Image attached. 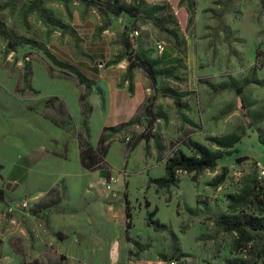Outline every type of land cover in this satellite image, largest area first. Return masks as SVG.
Masks as SVG:
<instances>
[{
	"label": "rangeland",
	"instance_id": "1",
	"mask_svg": "<svg viewBox=\"0 0 264 264\" xmlns=\"http://www.w3.org/2000/svg\"><path fill=\"white\" fill-rule=\"evenodd\" d=\"M121 4L144 15L117 17L78 0H0V24L19 43L14 51L0 35L1 160L9 166L17 136L26 152L28 137L35 182L40 191H49L39 198L27 192L29 210L4 209L0 264H80L82 245L93 251L96 239L111 240L113 247H97L92 264H264V254L258 258L262 245H246L217 223L242 213L256 215L264 203V0ZM136 31V50L163 72L158 85L141 69L129 74L123 35ZM229 85L242 87V95ZM163 91H174L178 101ZM151 99L149 123L145 108ZM112 103L123 106L113 111ZM106 127L117 128L105 133L108 171L81 169L80 139L90 131L97 147ZM224 137L239 143L231 148L214 141ZM190 140L224 158L201 172L179 171L175 183L157 181L169 179L167 161L176 151L195 155L185 145ZM8 179L0 177L2 186ZM106 180L113 182L111 191ZM69 181L73 192L79 185H95L97 196H87L114 206L107 223L112 234L104 232L108 240L90 225L85 230L93 236L59 230L45 215L34 227L29 224L27 213L35 202L75 198ZM14 226L26 234H13Z\"/></svg>",
	"mask_w": 264,
	"mask_h": 264
},
{
	"label": "trees",
	"instance_id": "2",
	"mask_svg": "<svg viewBox=\"0 0 264 264\" xmlns=\"http://www.w3.org/2000/svg\"><path fill=\"white\" fill-rule=\"evenodd\" d=\"M86 5H94L101 10H107L111 14L117 17H127L128 19H137L142 13L141 9L137 7H126L121 4V0H102L100 2L96 0H78ZM148 18H151V14L147 15ZM0 35L7 39L13 48L16 51L17 47L19 46L18 42H15L10 35L7 34L5 28L0 24ZM124 45L127 51V56L130 61L129 64V74H132L133 70L141 69L147 75V77L151 80L153 85H158V80L163 74L160 70L157 69V62L150 59L146 54L139 52L136 50V45L134 39L131 38L130 33H124L123 35ZM168 55H164L161 60H166ZM80 80L83 84L86 85L88 91L91 89V86L84 77H80ZM229 88L236 91V93L241 96L243 88L237 87L236 85H229ZM226 88V87H225ZM167 93V96L174 97L176 101V93L174 91H163V93ZM58 100V98H56ZM86 100V95L81 97V101L84 102ZM154 99H151L149 105L145 108V114L149 123L152 120L149 118L152 115V102ZM67 110V109H66ZM87 125V124H86ZM117 128H108L104 129V133L99 139L97 147H94L89 139L90 131L88 137L81 138L79 142V159L80 165L82 168L88 172H95V171H102L107 170V158L110 152V145L108 143V139L106 136V132L109 130H116ZM146 140L149 141L148 136H145ZM219 146L221 147H231L234 148L237 143H239V139L235 137H224L222 139H215L214 140ZM262 144L264 145V139L261 140ZM188 149H192L195 153L194 156H188L182 150H178L174 153L173 156L168 158L167 161V171L169 175V179L162 181L157 180L159 182H166V183H175L176 176L179 171L185 172H201L206 169L214 168L218 165L219 161L224 158V154L222 152H213L208 147L201 145L197 142L192 140L189 143L186 142L185 144ZM135 148V144L132 146L131 150ZM235 152L239 153L238 149ZM3 169L0 166V177L1 170ZM62 198L56 200H49L47 202H43L38 205V209H33V213L37 214L40 211L50 209L53 207L58 206L61 203ZM5 201V193L2 189H0V202ZM262 208L258 214H247L242 213L238 216H233L230 218H221L217 220L219 226L223 227L227 231L236 232L239 237L240 241L244 244L248 245L250 243H256L257 245H262L258 254V258H262L264 254V203L260 201ZM131 214L128 211V217L131 218ZM259 262L256 261L253 264H258Z\"/></svg>",
	"mask_w": 264,
	"mask_h": 264
},
{
	"label": "crops",
	"instance_id": "3",
	"mask_svg": "<svg viewBox=\"0 0 264 264\" xmlns=\"http://www.w3.org/2000/svg\"><path fill=\"white\" fill-rule=\"evenodd\" d=\"M117 95H120V94H117ZM122 106H123L122 103L121 104L112 103V110L119 111L118 109H115V108L122 107ZM106 111H107L106 114L109 117L110 115L108 113L109 110L106 109ZM122 112L123 111L118 112V115H121ZM125 114L121 116V118L124 119ZM126 117H128V115ZM27 138H26L27 148H26V152H24L25 148L22 151V149L19 146L22 142L21 139H19L18 136L16 137V141L14 142L15 150L14 149L12 150L10 161H8L9 166L6 165L1 160L3 157V154L0 153V164H2L4 167L2 175H4V177L7 175H10V179L6 180L4 186H2V184L0 183V189H2L5 193V201L0 202V227L1 225H3V222H4L3 221L4 220V209H6L8 205L19 202V199L20 201H22L23 199H28L26 197V195H28L27 192L30 194L33 193L34 195L37 194L38 196H35V198L44 197L45 195L49 193V191H45V190L40 191L39 185H37V183L35 182V176L38 173L36 170V159H34V150L30 149L29 138L28 139ZM24 156H26V158H24ZM80 167L81 169H83L81 165ZM42 174L44 175V178L47 179L44 172ZM71 181L68 182L67 189L70 190L72 193H74L75 198L72 200L71 199L65 200V198L64 199L62 198L61 203L58 206L40 211L37 214H34L32 211L33 209L37 208L39 205L37 204L38 202H35L36 206L34 205L33 209H31V213L30 212L27 213L29 224L33 225L34 227L37 223L36 222L37 217L45 215L47 222L51 220V223H53V221H55L54 225L55 224L58 225L59 230L64 229V231L65 230L68 231L70 229L71 232L75 233L76 236L84 235L83 231L86 233V235H91L90 231L85 230L86 228L88 229L90 225L91 230L95 231L96 235H98L99 233L100 234L102 233L104 235V236H101L103 238V241L108 240L110 238L109 236L112 234V228L108 227V224H107L108 222L112 223L110 222L111 220L108 218V216L113 215L114 217V214H113L114 206L113 205L108 206L107 204H105V202L97 200V198L95 199V198H90L89 196H87L92 192L95 193V197L97 196V189H95V185H92V184L86 185V186L79 185V188H77L78 190L76 192H73L72 187H71L72 186ZM55 185H56L55 187H57L58 184L55 183ZM84 201H86V203H84ZM95 214L99 216L100 220H97V218L94 216ZM69 216L74 217L73 223H70ZM105 217L108 220H106ZM100 223L102 225H100ZM51 226L53 227V224H51ZM19 231H21L23 235L26 234V231L20 230L18 226L17 227L14 226V228L12 229L13 234H18ZM105 231L111 232V233L109 232L108 237H107V234L104 233ZM63 237L59 236V238L64 242L66 240L63 239ZM95 239L96 238L94 237V240ZM109 242L110 244H106V242H103L101 244L96 239L94 242L91 243V245L94 247L93 251L91 248L89 251H87L86 250L87 246L82 245L84 250L81 253V257L83 258L81 263L82 264L86 263V255H88L89 257H88L87 262L89 264H92L93 263L92 253L97 252V247L104 246L105 248L107 246L110 249L111 247H113L112 245L113 243H111V240ZM116 251L117 249L115 247L114 253H117ZM99 252L100 251H98V253ZM94 264H97V260L94 262Z\"/></svg>",
	"mask_w": 264,
	"mask_h": 264
},
{
	"label": "built area",
	"instance_id": "4",
	"mask_svg": "<svg viewBox=\"0 0 264 264\" xmlns=\"http://www.w3.org/2000/svg\"><path fill=\"white\" fill-rule=\"evenodd\" d=\"M131 38L132 39H135L137 38V36H139V32H134V33H131L130 34ZM157 49L161 52V53H164L165 52V45L162 44L161 42L158 43L157 45ZM103 65L101 64V67ZM261 176L264 177V168H262L261 170ZM113 180V179H112ZM112 180H106L104 182V185L105 187L111 191L112 190ZM31 208V205H30V199H23L22 201L19 202V204L17 206H14L13 204L11 205H8L7 207V212L8 213H14L17 211V209L19 210H29ZM12 224H16L15 220H12ZM171 264H179L176 260L172 261Z\"/></svg>",
	"mask_w": 264,
	"mask_h": 264
},
{
	"label": "water",
	"instance_id": "5",
	"mask_svg": "<svg viewBox=\"0 0 264 264\" xmlns=\"http://www.w3.org/2000/svg\"><path fill=\"white\" fill-rule=\"evenodd\" d=\"M96 1L100 2V1H102V0H96Z\"/></svg>",
	"mask_w": 264,
	"mask_h": 264
},
{
	"label": "bare ground",
	"instance_id": "6",
	"mask_svg": "<svg viewBox=\"0 0 264 264\" xmlns=\"http://www.w3.org/2000/svg\"><path fill=\"white\" fill-rule=\"evenodd\" d=\"M117 252V251H116Z\"/></svg>",
	"mask_w": 264,
	"mask_h": 264
}]
</instances>
